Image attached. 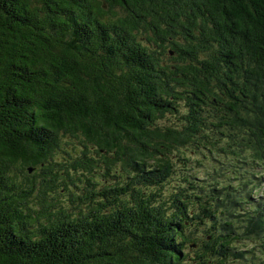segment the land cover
Instances as JSON below:
<instances>
[{"label":"trees","instance_id":"obj_1","mask_svg":"<svg viewBox=\"0 0 264 264\" xmlns=\"http://www.w3.org/2000/svg\"><path fill=\"white\" fill-rule=\"evenodd\" d=\"M61 137L82 150L63 163ZM188 146L264 160V0H0V264H240V241L264 250L255 183L186 195L183 179L158 200ZM109 154L122 209L50 198L73 171L111 170Z\"/></svg>","mask_w":264,"mask_h":264},{"label":"rangeland","instance_id":"obj_2","mask_svg":"<svg viewBox=\"0 0 264 264\" xmlns=\"http://www.w3.org/2000/svg\"><path fill=\"white\" fill-rule=\"evenodd\" d=\"M176 119V116L168 115L165 119L159 120L158 123L159 125L165 126L169 125L170 122H176ZM80 151L82 150L79 142L68 137H61L60 150L55 155V161L63 163L64 161H68V158L76 156ZM248 156L249 152H246L239 155L240 158L236 159L237 157L231 154L219 152L211 154L204 150L195 151L189 146L182 150L180 149L178 153L172 151L170 161L172 164V173L162 187L156 188V193L160 196L158 200H166L167 197L175 194V191L180 187H186L187 182L183 180L185 179L188 180L187 187H189L186 195L197 192L189 190L190 185L193 184L194 187H201L206 193L216 186H231L237 195L243 197L247 190L252 191V184L255 183L257 185L253 188V196L251 198L256 203H264V160L254 162ZM242 158H249L247 159V165L243 164ZM100 166L98 165V168L93 173L73 171L69 179L73 182L66 180L65 188L67 187L69 190H57L50 194V198L55 201L57 200L65 211L72 212V207L76 205L75 198L85 197L89 193L95 194L98 189L102 188V176H105V171L101 170L102 167ZM249 180L251 184L248 185V188L244 187V183ZM123 181L124 184L128 182L126 178ZM91 184L92 187H90ZM93 199L94 201L99 200L98 197H93ZM70 200H75V202L70 204ZM167 208H169V205H167ZM84 209V206L79 208L80 211L85 213L86 211ZM78 213L79 211L73 212L72 215L74 216ZM235 247L245 252L242 255L245 259L241 260L239 262L240 264H264V250L261 249L259 243L244 240L237 243Z\"/></svg>","mask_w":264,"mask_h":264},{"label":"flooded vegetation","instance_id":"obj_3","mask_svg":"<svg viewBox=\"0 0 264 264\" xmlns=\"http://www.w3.org/2000/svg\"><path fill=\"white\" fill-rule=\"evenodd\" d=\"M91 151V150H89ZM107 162H110V169L109 171H105L104 175L106 176V181L104 184H107L103 186L101 189H98L95 194L91 193L88 195H91L93 197H98L99 200L103 203V214L108 215L115 213L116 211H119L123 208L124 205V179L125 175L122 171L123 162L116 161L113 159V156L111 154L107 155ZM104 181V180H103ZM99 202V201H98ZM98 204V203H97ZM95 204V207L96 205Z\"/></svg>","mask_w":264,"mask_h":264},{"label":"water","instance_id":"obj_4","mask_svg":"<svg viewBox=\"0 0 264 264\" xmlns=\"http://www.w3.org/2000/svg\"><path fill=\"white\" fill-rule=\"evenodd\" d=\"M29 172H31V170H29Z\"/></svg>","mask_w":264,"mask_h":264}]
</instances>
